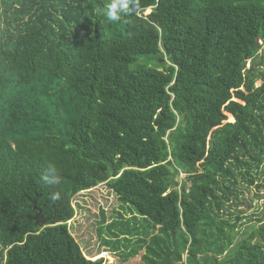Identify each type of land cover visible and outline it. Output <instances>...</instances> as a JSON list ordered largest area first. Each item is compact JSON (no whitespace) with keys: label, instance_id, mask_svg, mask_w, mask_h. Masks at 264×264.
I'll return each mask as SVG.
<instances>
[{"label":"trees","instance_id":"obj_1","mask_svg":"<svg viewBox=\"0 0 264 264\" xmlns=\"http://www.w3.org/2000/svg\"><path fill=\"white\" fill-rule=\"evenodd\" d=\"M110 2L0 0V264H104L69 225L101 183L126 261L264 264V0Z\"/></svg>","mask_w":264,"mask_h":264},{"label":"rangeland","instance_id":"obj_2","mask_svg":"<svg viewBox=\"0 0 264 264\" xmlns=\"http://www.w3.org/2000/svg\"><path fill=\"white\" fill-rule=\"evenodd\" d=\"M148 13H150V9L146 10V14ZM260 43L262 44V42ZM250 64V61L247 62V68L250 67ZM257 83L260 84L261 81H258ZM230 120H232V118ZM180 177L185 176L179 175L177 180H180ZM255 189L256 188L252 187L249 195L255 197ZM263 203L264 198L258 200L255 197L253 200L254 208H252L250 212L257 209L258 206L262 211V209H264V206H262ZM74 205L76 207V214L69 221V225L71 226L70 229L81 243L82 248L85 253L88 254L89 258L95 259L102 256L104 258V264H135V261L139 264V260L142 259L145 249L140 251L135 257H130L129 260L126 261L127 259L122 252L126 251L128 253L131 248L127 249L122 244L120 250L115 251L104 241L106 238H113L111 229L118 232L116 227L110 229L109 226L115 218L124 221L128 220V217L130 216V211L124 207L129 205L122 202L117 194L110 189L106 183H101L97 186L80 191L75 196ZM119 212L126 216L124 220L119 218ZM138 218L141 217L139 216ZM122 240L124 242V239ZM104 251H107L108 254L105 255V253H103Z\"/></svg>","mask_w":264,"mask_h":264},{"label":"clouds","instance_id":"obj_3","mask_svg":"<svg viewBox=\"0 0 264 264\" xmlns=\"http://www.w3.org/2000/svg\"><path fill=\"white\" fill-rule=\"evenodd\" d=\"M130 4L134 7L130 8ZM140 8L139 0H111L110 3H107L102 10L103 13L106 15L107 20L109 22H117L120 20L121 15H128L131 11H138ZM184 176V174H182ZM44 181L48 185H57L60 183V171L58 167L54 164L49 162L45 174H44ZM97 186V185H96ZM52 201H57L60 199L59 193H52L50 196ZM105 255H107V251H104ZM102 256L99 258H95L93 260L101 259ZM92 259V258H91Z\"/></svg>","mask_w":264,"mask_h":264},{"label":"water","instance_id":"obj_4","mask_svg":"<svg viewBox=\"0 0 264 264\" xmlns=\"http://www.w3.org/2000/svg\"><path fill=\"white\" fill-rule=\"evenodd\" d=\"M36 220H38L43 225H46L49 222V218H41V212L39 211L35 217Z\"/></svg>","mask_w":264,"mask_h":264}]
</instances>
